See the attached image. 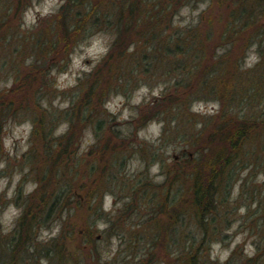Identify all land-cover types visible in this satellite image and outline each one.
<instances>
[{
  "label": "rangeland",
  "instance_id": "374dc122",
  "mask_svg": "<svg viewBox=\"0 0 264 264\" xmlns=\"http://www.w3.org/2000/svg\"><path fill=\"white\" fill-rule=\"evenodd\" d=\"M67 1L69 0H63L55 12L50 11L43 14L48 0H0V80L8 81L10 77L14 78L12 88L5 87L0 90V131L3 130L10 117L19 121L30 119L34 123V129L29 138L31 148L24 153L22 159L9 156L3 147V142L0 141V159L6 158L8 161L7 167L0 169V176H11L18 166L22 170L28 165L31 170L24 179L36 180V172L41 163L45 162L47 158L45 152L49 147L40 125L36 126L39 115H43V109H54L58 113L59 110H65L52 104L57 95H62L66 99L71 98L73 101L76 93L80 94L78 87L80 83L62 91L53 87L55 78L49 75L51 69L53 67L66 68L67 64H63L62 61L67 60L73 48L84 41L86 37L95 35L97 43L101 47L106 42L110 43L108 55L95 66L91 73H86L81 79L83 84H87L91 78L89 86H94V91H96L92 108L96 113H99L95 120L99 123L101 121V126L105 125V127L95 128L89 122L80 125L77 131L74 130L76 136H74L73 146L66 145L67 149L64 148L67 143L65 141L59 143L62 147H56L60 151L68 150V152H62L64 154L60 155V158H64L65 153L68 156L73 155L70 164L75 170L72 180L73 195L69 197L71 200L66 203L68 207L63 208L49 222L47 221L37 228L35 241L41 243V249L46 248L44 253L39 256L40 260L41 257H47L49 264H61L58 259L53 260V257L49 256L47 249H52L55 244L60 246L59 244L62 243L61 245L65 244L64 251L67 254L65 262L62 264H101L100 249L105 246L102 242L110 245L112 236L115 235L120 239L121 246L117 255L111 261H105L104 264H143L144 260L141 259L137 262L135 256L142 255L148 248L147 241L153 240L156 233L154 216H160L164 221L167 219V216L159 213L157 206L160 202H164L163 197H167L168 202L174 199L179 190L177 181L184 179L183 175L174 178L176 173L182 172L184 167L187 172L193 171L194 163L183 158L182 153L186 150L193 160L211 159L210 154L220 151L225 143L221 140L223 133H230L229 129L233 126V122L240 124L244 120L251 121V125H255L245 143L250 155H245V151L239 155L238 160L245 162L246 165L229 185L228 204L218 203L216 209L218 211L214 216L215 224L210 226L208 232L211 236V244L213 241H224L227 246L235 239L237 233L247 230L249 236L257 237L253 243L258 249L262 240L261 232L264 233V181L257 182L258 175L264 172V151L261 148L264 145V126L261 124L264 122V90L258 93L257 91L258 81L264 80V54L260 55L259 52L260 47L264 46L260 44L261 41L257 35L264 31V0H257L260 7L256 8L254 19L250 20L245 27L235 29V32L233 31L235 9L239 5H252L253 3L257 5L255 0H182L180 2L152 0L151 8L156 6L164 11L163 21L158 24L159 29L156 31L158 36L171 35L174 37L176 31L197 25L202 37L200 47L197 46L201 53L191 65L184 60L186 67L180 68L177 71L179 74L177 72L168 74L165 68H160L159 65L157 67L143 66L142 69L147 68L149 72L144 73L143 70H140L138 75L134 73L126 79L122 78V75H118L116 70L121 69L119 64L130 63V60H126L128 55L132 54L131 61L137 58L138 53L145 57L149 50L148 42L151 40L149 31L152 28L150 24L141 25L139 36L136 35L133 40L134 48L130 51V47L133 46L130 41L132 38L126 41L123 38L118 39L121 33L114 26L116 25L115 19L108 23L110 27L105 25L104 18L101 20L102 23L98 22V24H94L91 16L86 20H76L75 18L79 16V9L72 4L71 7H65L66 14L68 13L67 19L70 20V23L71 20L76 23L83 22L81 29L87 32L81 35L77 34L68 45L62 42L58 46L59 48H56V54L52 52L51 55H45L43 58L38 56L37 41L44 39L47 27H55L56 14L63 10V5L68 3ZM116 1L90 0L89 4L107 14L117 8L120 9ZM159 3L160 5H158ZM202 4H207V6L201 9ZM186 7L187 14H181L177 20V14ZM28 8L32 9L37 21L30 28L22 27L27 23L24 13ZM197 9H200L198 14ZM188 16H191L192 19L187 24L181 23ZM113 35L115 39L111 40ZM114 42H116V51L112 53V56L111 49ZM254 44L257 47L252 49ZM137 45L138 48L135 49ZM253 54L259 59L253 66L243 67L247 58ZM29 58H32L30 64L35 62L34 71L27 63ZM85 62L91 63V58L86 59ZM98 70L100 76L97 75ZM205 79L208 81L206 85L209 88L208 93L201 89L203 86L201 82ZM17 81L19 85L15 84ZM240 81L249 83V94L257 93L258 98L240 97V100L236 98L237 100L229 101V99H222L216 93L211 92L212 86L220 89L219 87L224 83L233 85ZM142 84L149 86L148 95H151V90L160 84H165L166 87L160 97H153L152 102H145L141 105L131 104L133 94ZM113 91L122 92L128 97L126 106L133 112L131 119L118 121L115 114L104 108L105 99ZM44 98L48 100L49 107L47 108L41 103ZM145 99L147 100V97ZM198 100L205 101L206 106L209 101H219L220 109L208 114L191 111L192 104ZM6 104L10 112L5 111ZM136 110L139 111L138 116L135 115ZM159 113L161 114L159 115ZM153 118L166 121L163 135L157 138L159 143L153 142L151 139L155 133L148 125ZM173 120H176L175 125L172 124ZM58 121L56 127L63 122L61 119ZM198 122H202V127H197ZM89 125L95 134L96 142L80 152L81 140ZM141 130H143V137L140 135ZM215 130L218 131L217 140L207 151L206 147L210 143L207 139ZM199 138L201 142L198 145L194 144L195 140ZM201 145L204 147L203 150H200ZM17 146L19 147V142H17ZM170 148L171 151H169ZM171 156L174 160L169 162ZM34 157L36 162L32 161ZM134 160L139 161V164L137 170L130 175L129 165ZM157 160L161 161L162 171L166 174V179L163 182H154V177L149 172V166ZM252 163L255 164L256 170L252 178L248 179V175L242 176V173L245 169L250 172L254 168ZM140 165H143L142 170ZM208 173L206 172V175L210 178L211 175ZM42 177L41 194L45 195L50 187L46 182V175L43 174ZM241 180L239 195L234 200L230 199L237 181ZM190 181L191 179L188 177L183 181L182 187L185 193L180 197L181 201L189 202L190 200L191 191L187 189ZM95 190L99 195L91 197V193ZM36 191L38 194L40 193L38 188ZM21 193H23V182H21L15 197V202L18 205L24 207V205L29 206L38 202V199H35L37 196L33 195L34 199H30L26 204V195ZM105 193H111L114 197L111 211L103 209ZM250 193H253L257 199L247 201ZM94 200L95 202H93ZM256 202L258 203L254 208L252 205ZM10 203L6 197L0 195V217L9 211ZM118 204L120 206H117ZM90 205H99V211ZM242 205L247 206V212L244 214L239 212ZM73 209H75L74 212ZM183 214L184 216H181L180 219L182 222L184 221L181 224L184 226V230H187L189 234H196L197 239H202V231H200L202 225L200 226L199 222H195V219H191L190 215L185 212ZM101 217L110 222L109 227L102 233L96 226L90 227L91 225H89L90 222L94 224ZM19 218L16 221V227L11 232L5 233L0 226V246L17 230ZM237 220L241 223L236 231L229 236L225 229ZM57 221L61 224V230L56 237L47 241L37 240L36 237L42 226L51 227ZM213 226H216V231H213ZM88 229L95 230L94 237L98 238L96 242L95 240L94 242L87 241L85 231L87 233ZM208 232L205 233L207 237ZM246 242L247 237H245ZM210 251L211 245L209 250L200 253V264H220L219 259H211ZM129 254L133 256V260L127 259ZM252 257L245 254L244 243H240L232 251L225 264H233L235 261L242 263L246 258ZM171 259L174 262H179L177 258L175 260V256H169L163 246H158L154 251V257L147 261L149 264H166V261L171 262ZM31 262L25 263L30 264Z\"/></svg>",
  "mask_w": 264,
  "mask_h": 264
},
{
  "label": "trees",
  "instance_id": "16d2710c",
  "mask_svg": "<svg viewBox=\"0 0 264 264\" xmlns=\"http://www.w3.org/2000/svg\"><path fill=\"white\" fill-rule=\"evenodd\" d=\"M172 1L180 2L182 0ZM67 2L68 3L63 5V10L56 14L55 27H47L44 39L37 41L38 56H41L42 58L45 55H51L52 52L56 54V48L62 42H65V44L68 45L77 34L81 35L87 32L86 30L81 29L83 22L76 23L71 20L70 23V20L67 19L68 13L66 14L65 7H71L72 4L76 6L75 8L79 9V16L75 18L76 20H86V18L91 16L93 22H95L94 24H98V22L102 23L101 20L104 18L103 20L106 21L105 25L108 26V23H111V21L115 19L116 25L114 26L117 28L118 32L121 33L119 34L118 39L120 40V38H123V40L126 41L132 38L130 41H132L133 45H135V42L133 41L134 37L136 35L139 36L141 25H151L152 29H149L151 40L148 42L149 50L145 54V57L141 56V53H138L137 58L131 61V54L128 55V59H126L130 60V63H127L126 65L119 64L121 65V69L118 68L116 73L122 75V78L124 79L134 73L138 75L140 70H143V66L157 67L159 65L160 68H165V71H167L168 74L171 72H177L180 68L182 69L186 67L185 62H183L184 60L191 65L193 60L200 56L201 50L197 46L200 47L202 37L197 25L186 27L182 31H176V36L174 35V37L171 35L158 36L156 31L159 29L158 24L163 21L164 11L162 8L156 6L155 8H151V4L153 3L152 0H117L116 3L120 9L117 8L107 14L95 9L92 4H89L90 0H69ZM255 3L257 5H254V3L252 5H239L235 9L233 15L234 32L235 29L245 27L250 20L254 19L255 10L259 6L257 0H255ZM158 5H160V3ZM72 11L73 10L71 9V12ZM257 36L261 41L260 44L264 46V31ZM137 48L138 45L135 46V49ZM115 49L116 42H114L112 46L111 55L116 51ZM197 49L199 50L197 51ZM259 52L260 55L264 54V47H260ZM34 63L35 62L30 64L33 71L35 70V68H33ZM143 72L147 73L149 70L146 68ZM97 75L100 76L99 70ZM90 79L91 78H89V80ZM89 80L87 84H83V80L79 82L80 84L78 87L80 88V94L77 95L76 93L69 108L59 110V113L54 109H43V115H39V121L37 120L36 126L40 125L47 141L46 144L49 147L45 152L47 158L45 162L41 163V166L38 167L35 177V179L39 181L38 189L40 193L38 194L35 190L33 193H30L25 197L26 204H28L30 199H34V197H32L33 195L37 196L35 199H38V202L30 204V207L24 205V212L18 220L17 230L12 236L9 235L11 237L5 239L0 246V264H26L25 262L28 261H32L30 264H40L39 256L44 253L46 248L41 249V243L35 241L37 228L47 221L49 222L56 213H59L63 208L68 207L66 203L71 200L69 197L73 195L72 180L75 176L73 173L75 170L70 165L71 157L73 155L68 156V154L65 153V157L60 158V155L64 154L62 152H68V150L60 151L56 148V145L66 141L67 143L64 145V148L67 149V147H65L66 145H69V147L73 146L75 143L74 136H76L74 130L77 131L80 125L85 123L89 122L91 125L93 124V127L95 128L105 127V125L101 126V121L99 123V121L95 120V117L99 115V113H96L92 108V101H94L93 99L96 91H94V86H89ZM258 82L259 88L257 93L264 90V80L261 79ZM125 83H127L126 80ZM15 84L19 85V82L17 81ZM201 84L203 85L201 88L202 91L208 93L209 88L206 86L208 84L207 79L202 81ZM212 88L213 90L211 92L214 94L216 93V95L222 99H229V101L236 98H239L240 100V97L258 98L257 93H252V95L249 94V83L242 81L234 83L233 85L232 83L231 85L229 83H224L223 86L219 87L220 89L216 86H212ZM5 111L10 112L7 104L5 105ZM160 114L161 113H159V115ZM58 119L70 121L71 126L66 134L56 137L52 135V132L55 130L56 124L59 122ZM261 124L264 126V122ZM232 125L233 126L229 129L230 133L224 132L221 137V140L225 142L221 150L210 154L211 159L204 160L198 158L193 160L190 158L189 153H187L186 150L182 153L181 156L183 158H187L190 162L194 163L192 165L193 171L191 172L190 170L187 172L184 167L183 171L176 173L174 178H179V176L183 175V181H185V178L187 177L191 179L190 185L187 187V189H190L191 191V195L189 196L190 200L189 202L181 201L180 197H182L185 192L182 187L184 185L183 181L179 179L177 181V184H179V190L174 196V199L168 202L167 197H163L164 202H160L157 206L159 207V213L167 216V219L164 221L160 216H154L156 233L153 236L152 241H147L148 248L141 255V259L144 260L143 264H149L147 260L154 257V251L158 246H163L171 257H173L172 252L178 250V254L175 255V260L177 258L179 262H174L171 259V262H168L167 260L166 264H200V253L210 249L211 236L208 230L211 225L215 224L214 216L218 211L216 210L218 208V203L228 204L229 202V185L235 180L236 175L243 166L246 165L245 162L238 160V157L243 151H245V155H250V152H247L248 146L245 143L249 135L252 133L250 131L252 128H255V125H251V121L248 120H244L240 124L233 122ZM217 136L218 131L215 130L207 139L210 141L208 147H206L207 151H209V147L212 143L217 140ZM195 141L194 144L197 145L201 142L200 138ZM203 148L204 147L201 145L200 150H203ZM261 148L262 151H264V145H262ZM34 159L35 157L32 161L36 162V159ZM216 164H218V166H215ZM252 166L254 168L247 173L248 179L252 178V175L256 170L254 163H252ZM206 172L210 173V178L207 177ZM43 174L46 175V182L50 187L45 195L41 194V189L43 187ZM94 195L95 197L96 195H99L97 190L91 193V197H94ZM256 199L257 197L254 196L253 193H250V197L246 200L251 201ZM166 202L169 205L168 207L166 206ZM246 204L248 203L246 202ZM91 206L93 205H90V207ZM94 208L96 211H99V205L93 206V209ZM184 212L190 215L191 219L194 218L195 222H199L200 226L202 225V227H200V231H202V239H197L196 234L193 235L191 233V235L187 233V230H184V226L181 225L184 221L182 222V219H180L181 216H184ZM208 213H210L209 216ZM89 225H91L90 227H94L96 226V222L94 224L90 222ZM216 230V226H213V231ZM94 231L95 230L93 229H88L87 233L85 231V236H87L86 238L88 242H94V240L96 242L98 240L97 237H94ZM206 232H208V237L205 235ZM261 234L262 240L258 245L257 254L250 259L246 258L242 263L235 261L233 264H245V262L246 264H264V233L261 232ZM61 244L62 243L59 244L60 246H56L55 244L52 246V249L49 248L47 250L49 256L53 257V260L58 259L62 264L65 262L67 254L64 251L65 244Z\"/></svg>",
  "mask_w": 264,
  "mask_h": 264
},
{
  "label": "clouds",
  "instance_id": "9594fccd",
  "mask_svg": "<svg viewBox=\"0 0 264 264\" xmlns=\"http://www.w3.org/2000/svg\"><path fill=\"white\" fill-rule=\"evenodd\" d=\"M63 2V0H48V5L43 9V14H47L48 12H55L59 5ZM207 4H202L201 9L206 7ZM200 9H197L198 12ZM181 14H187V7L185 9H181V13L177 14L176 19L179 20V16ZM25 19L27 21L26 24L22 25V27L30 28L33 24H35L36 17L34 16L32 9L28 8L24 13ZM191 16H188L187 19L182 21L181 23L187 24L189 20H191ZM195 22V21H193ZM111 40L115 39L113 35ZM257 47L256 44L252 45V49ZM134 48V45L130 47V51ZM110 51V43H105L104 46H99L97 43L96 36L86 37L84 41L77 44L75 48L69 53V58L65 61H62L63 64H67V67L57 68L53 67L50 71V77H54L53 87L64 90L69 87H75L79 84L80 80L84 78L86 73H91L95 66L102 61ZM223 51V49H221ZM91 58V63L85 62L86 59ZM259 59L255 54L251 55L247 58V62L243 67H251L253 64ZM32 58H29L27 63H31ZM14 83V78L10 77L8 81L0 80V90L7 88H12ZM165 84L158 85L155 89L151 90V95H148L150 89L146 84H142L138 89H136L135 93L131 98V104L141 105L145 102H152L153 97H160L163 93ZM147 97V100L145 99ZM41 103L44 107H49L47 98H44ZM71 98H64L62 95H57L56 98L52 101V104L61 108L66 109L71 106ZM128 103V97H126L122 92L113 91L109 93L108 97L104 101V108H106L110 113L116 115V119L118 121L129 120L132 118L133 112L130 110L126 104ZM220 103L219 101H209L206 102L203 100L195 101L191 106V111L200 112V113H213L214 111H219ZM135 115H139V111L136 110ZM166 121L165 120H157L153 118L149 122V127H151L155 133L151 139L153 142L159 143L158 137H161L164 132ZM172 124H176V120L172 121ZM71 126L70 121L61 122L55 130L52 132L53 136L59 137L66 134ZM197 127H202V122H198ZM34 129V123L32 120H24L19 121L12 117L9 118L8 123L5 124L2 131H0V141L3 142V147L5 151H7L9 156H15L18 159H22L24 153L28 152L31 148L30 136ZM141 137H143V130L140 132ZM17 142H19V147L17 146ZM96 142V137L94 132L92 131L91 125H89L85 129V136L81 140L80 144V152H83L87 149L91 144ZM57 148L62 147L57 144ZM171 151V148L169 149ZM171 160H174L173 156H171ZM8 161L7 159H0V169L7 167ZM139 161H133L130 163V175L132 172L137 170V165ZM141 170L143 165H140ZM30 166L26 165L22 170L17 167V169L12 173L11 176H0V195L6 197L11 203L9 204V211L6 212L2 217H0V226H2V230L5 233L11 232L16 227L17 219L23 215L24 207L23 205H18L15 202V197L17 195V190L21 186V182H23V194L28 195L35 191L39 187V181L33 180L31 178L25 180V176L30 172ZM149 172L154 177V182H163L166 179V174L163 173L161 167V161L157 160L152 165L149 166ZM248 169H245L242 173V176H246ZM264 181V172H261L257 177V182ZM241 181H237L230 199H235L239 195L240 191V183ZM113 200L114 197L111 193H105L104 201H103V209L105 211H111L113 209ZM95 202V200L93 201ZM257 203H253V207L257 206ZM117 206H120L119 204ZM75 209H73V212ZM241 214L247 212V206L242 205L239 209ZM65 218L67 216V210L65 211ZM108 221H106L103 217H101L96 222V227L102 233L104 229L109 227ZM241 221L237 220L231 224L230 227L226 228L225 231L227 234L235 232ZM61 230V224L57 221L51 227L42 226L37 235V240L47 241L56 237ZM245 237H247V242L245 243ZM256 236H249L247 230L242 233H237L235 239L231 241L230 245H225L224 241H213L211 244L210 257L212 260L219 259L220 264H225V262L231 256L232 251L236 248V246L240 243H244V252L247 256L252 257L255 256L258 252L257 246L253 243L256 240ZM105 246L101 247V264H104L105 261H111L118 253L119 248L121 246L120 239L113 235L112 243L108 245L106 242ZM178 254V250H174L172 255L175 256ZM141 255L135 256V261L141 260ZM128 260H133V256L131 254L127 257ZM40 264H49L47 257H41Z\"/></svg>",
  "mask_w": 264,
  "mask_h": 264
}]
</instances>
